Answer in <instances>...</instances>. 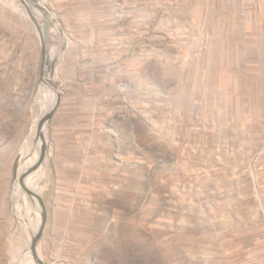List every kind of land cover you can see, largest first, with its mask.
Returning a JSON list of instances; mask_svg holds the SVG:
<instances>
[{"label":"rangeland","instance_id":"1","mask_svg":"<svg viewBox=\"0 0 264 264\" xmlns=\"http://www.w3.org/2000/svg\"><path fill=\"white\" fill-rule=\"evenodd\" d=\"M32 1L65 38L75 27L100 47L107 85L89 137L106 149L98 171L49 178L41 165L25 177L48 218L53 190L76 208L58 215L69 230L39 248L42 260L264 264V0ZM30 28L22 0H0V264H39L30 242L42 206L20 177L40 156L56 93L32 56L18 66L12 49ZM64 40L49 48L60 92Z\"/></svg>","mask_w":264,"mask_h":264},{"label":"crops","instance_id":"2","mask_svg":"<svg viewBox=\"0 0 264 264\" xmlns=\"http://www.w3.org/2000/svg\"><path fill=\"white\" fill-rule=\"evenodd\" d=\"M72 29L66 37L60 61V74L63 78L61 101L48 124V150L41 166L43 171L50 169L49 178H82L90 168H94L97 172V164L98 167L102 165L98 161L99 156L106 151L105 148L92 146L89 140L96 126H99L98 120L102 115L101 99L107 93V85L105 80L100 78L106 77V66L100 62V47L97 52V48L87 45L88 39L84 38L83 33L75 30V27ZM58 30L60 32V29L53 28L52 39L60 34ZM28 38L32 44L23 46L22 40L26 41ZM41 49L38 31L30 28L19 36V42L12 51L19 63L18 66L25 62L26 56H32L36 64L42 65ZM26 70L24 66L21 71ZM23 81L18 80L19 83L13 86L14 92L20 94L25 92L26 85ZM58 182L57 179L55 183ZM61 195L59 190H53L49 195L53 201L52 213L48 218L44 237L38 244V252L40 247H45L47 250L51 243L59 240L60 237L55 234L58 230L62 228L69 230L68 227H64L65 224H69L68 221L63 223L64 219L59 218L58 215H61L64 209L67 216L76 213L75 207L70 205L65 207L59 203ZM48 235L50 237L47 239ZM63 264L68 263L63 262Z\"/></svg>","mask_w":264,"mask_h":264},{"label":"water","instance_id":"3","mask_svg":"<svg viewBox=\"0 0 264 264\" xmlns=\"http://www.w3.org/2000/svg\"><path fill=\"white\" fill-rule=\"evenodd\" d=\"M22 1L25 4L26 9L34 22L36 29L39 33L40 39H41V47H42L41 50H42V61H43L42 77L45 82L52 85V88L54 89L56 93V101L52 109L48 111L39 121L37 138L41 139V142H42L41 149H40V156L35 162V164L32 166V168L20 177V183L22 187L24 188V190L32 197L37 198L42 206L41 226H40L39 231L34 235V237L32 238L30 242V250L32 251L34 258L37 260L39 264H47L42 260V258L40 257L38 253V244L45 232V228H46L47 221H48L47 207H46V204H45V201L42 195H40L35 190L27 186L25 177L32 171L37 170L44 163L45 158H46L48 147L46 144L44 129H45L46 124L52 119L61 101V92H60L59 86L53 80L56 74V65L58 63L59 58L57 55H51L50 50H49L51 40H52V30H53V27H55L54 20L48 13L45 12L44 7H42L39 3L30 1V0H22ZM38 11H42L43 16H40ZM58 38L65 39L64 40V44H65L66 38L64 36L63 31H60V34H58ZM14 169H15V176H17L18 162L15 164Z\"/></svg>","mask_w":264,"mask_h":264},{"label":"bare ground","instance_id":"4","mask_svg":"<svg viewBox=\"0 0 264 264\" xmlns=\"http://www.w3.org/2000/svg\"><path fill=\"white\" fill-rule=\"evenodd\" d=\"M54 98H55V96H54ZM44 130H46V129H44ZM39 148L41 149L40 143H39Z\"/></svg>","mask_w":264,"mask_h":264},{"label":"built area","instance_id":"5","mask_svg":"<svg viewBox=\"0 0 264 264\" xmlns=\"http://www.w3.org/2000/svg\"><path fill=\"white\" fill-rule=\"evenodd\" d=\"M105 98L107 99V96H105Z\"/></svg>","mask_w":264,"mask_h":264}]
</instances>
